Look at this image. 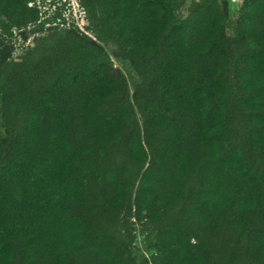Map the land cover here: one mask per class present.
I'll use <instances>...</instances> for the list:
<instances>
[{"label":"trees","instance_id":"obj_1","mask_svg":"<svg viewBox=\"0 0 264 264\" xmlns=\"http://www.w3.org/2000/svg\"><path fill=\"white\" fill-rule=\"evenodd\" d=\"M78 2L0 0V264H264V0Z\"/></svg>","mask_w":264,"mask_h":264},{"label":"rangeland","instance_id":"obj_2","mask_svg":"<svg viewBox=\"0 0 264 264\" xmlns=\"http://www.w3.org/2000/svg\"><path fill=\"white\" fill-rule=\"evenodd\" d=\"M52 1H55L56 4H61L65 1L66 8L64 10L65 19L68 22L76 23L80 28L84 29L86 25V19L84 17V12L79 6L78 0H36V3L40 6L42 13L47 16L50 11L53 9ZM177 13L181 16L185 14V8H182L177 11ZM33 25H30L21 30H14L12 35V41L15 46V50L13 53L14 57H18L19 54L23 51V49L32 44L33 37L35 33H33ZM106 50L110 54L113 66L117 69L121 70L129 83L130 89L133 88V85L139 80L140 76L138 72L132 67L131 63L127 60L121 59L116 56L117 45L114 42H108L104 44ZM154 236L152 234H144L141 232H137V249L136 253L138 256L145 255L150 256V251L147 248L149 241H153Z\"/></svg>","mask_w":264,"mask_h":264}]
</instances>
